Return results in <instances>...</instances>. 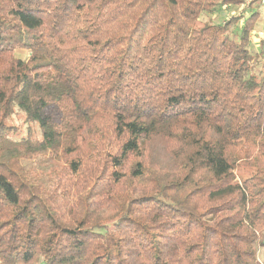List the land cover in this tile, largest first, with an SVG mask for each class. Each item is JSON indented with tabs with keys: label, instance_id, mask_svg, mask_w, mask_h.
Returning a JSON list of instances; mask_svg holds the SVG:
<instances>
[{
	"label": "trees",
	"instance_id": "obj_1",
	"mask_svg": "<svg viewBox=\"0 0 264 264\" xmlns=\"http://www.w3.org/2000/svg\"><path fill=\"white\" fill-rule=\"evenodd\" d=\"M215 2L0 0V264H264V27Z\"/></svg>",
	"mask_w": 264,
	"mask_h": 264
},
{
	"label": "rangeland",
	"instance_id": "obj_2",
	"mask_svg": "<svg viewBox=\"0 0 264 264\" xmlns=\"http://www.w3.org/2000/svg\"><path fill=\"white\" fill-rule=\"evenodd\" d=\"M217 7L214 10L204 11L201 13V15L198 18V23L200 24H221L227 19L234 17H240V14L246 15L245 13L253 8L258 7L260 11V17L257 19V25L255 27V33L258 35L263 27H264V7L261 5L259 0H238L237 2L231 1V3H228L227 5H224L223 7H219L220 0H215ZM236 22L231 26L232 33L237 31L239 29V25L241 23ZM260 35V34H259ZM255 38V36H254ZM254 38L252 40V43L250 44L251 51L254 52L257 49V42L258 40L254 41ZM24 116L22 112L19 110H15V112L9 117L7 122L11 125H15L17 127H20L21 135H25L26 133V127L30 126L33 130L34 136L39 137V129L35 123H25L24 122ZM60 162L56 160H52L47 156L45 153L44 155L38 156L34 159H31L30 161L24 162V165L31 168L35 173L39 174L41 177L47 179L49 175L53 174L54 171L57 169V167L60 166ZM246 173V170L239 166L235 170V179L239 180L241 177V174ZM262 248L259 249L258 258L261 259V256L263 254Z\"/></svg>",
	"mask_w": 264,
	"mask_h": 264
},
{
	"label": "built area",
	"instance_id": "obj_3",
	"mask_svg": "<svg viewBox=\"0 0 264 264\" xmlns=\"http://www.w3.org/2000/svg\"><path fill=\"white\" fill-rule=\"evenodd\" d=\"M261 5L264 7V0H259Z\"/></svg>",
	"mask_w": 264,
	"mask_h": 264
}]
</instances>
